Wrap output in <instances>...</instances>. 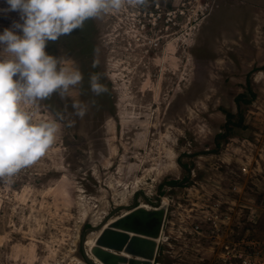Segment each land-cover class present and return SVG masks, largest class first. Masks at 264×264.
I'll return each mask as SVG.
<instances>
[{
  "label": "rangeland",
  "instance_id": "rangeland-1",
  "mask_svg": "<svg viewBox=\"0 0 264 264\" xmlns=\"http://www.w3.org/2000/svg\"><path fill=\"white\" fill-rule=\"evenodd\" d=\"M17 19L0 14V32ZM46 52L83 81L40 102L56 140L0 182V264H87L82 240L104 222L165 202L160 264H212L213 242L264 245V0H149Z\"/></svg>",
  "mask_w": 264,
  "mask_h": 264
},
{
  "label": "clouds",
  "instance_id": "clouds-1",
  "mask_svg": "<svg viewBox=\"0 0 264 264\" xmlns=\"http://www.w3.org/2000/svg\"><path fill=\"white\" fill-rule=\"evenodd\" d=\"M0 14L17 13L0 32V182L10 183L22 169L45 156L55 142L60 124L38 120L40 102L53 94L61 99L83 81L78 68L66 66L46 52V44L83 29L89 19H102L124 8H142L149 0H4ZM93 67H96L94 61ZM94 96L107 92L100 76H89ZM95 103V101H93ZM74 114L83 118L87 105L73 100ZM63 119V114H59Z\"/></svg>",
  "mask_w": 264,
  "mask_h": 264
},
{
  "label": "water",
  "instance_id": "water-1",
  "mask_svg": "<svg viewBox=\"0 0 264 264\" xmlns=\"http://www.w3.org/2000/svg\"><path fill=\"white\" fill-rule=\"evenodd\" d=\"M166 218L164 205L151 209L135 206L106 227V222L102 224L91 253L100 264H153ZM84 259L87 264H97L85 251Z\"/></svg>",
  "mask_w": 264,
  "mask_h": 264
},
{
  "label": "built area",
  "instance_id": "built-area-1",
  "mask_svg": "<svg viewBox=\"0 0 264 264\" xmlns=\"http://www.w3.org/2000/svg\"><path fill=\"white\" fill-rule=\"evenodd\" d=\"M264 203V202H263ZM212 249H218L212 264H264L261 258L264 245L257 241L213 242ZM158 254V253H157ZM153 264H160L156 260Z\"/></svg>",
  "mask_w": 264,
  "mask_h": 264
},
{
  "label": "bare ground",
  "instance_id": "bare-ground-1",
  "mask_svg": "<svg viewBox=\"0 0 264 264\" xmlns=\"http://www.w3.org/2000/svg\"><path fill=\"white\" fill-rule=\"evenodd\" d=\"M163 203H164V201H163ZM164 204H167L166 202L164 203ZM164 204H162V205H160V206H163ZM159 206V207H160ZM164 206H166V205H164ZM141 207H143V208H147V209H151V207L149 206V205H146V204H142V206ZM131 210V209H130ZM129 210H127V211H125V213L126 212H128ZM125 213H123V214H125ZM123 214H121V215H119V216H117V218L118 217H120V216H122ZM116 218V219H117ZM115 217H113V218H111V221H106V223L104 224L105 225V227H106V225H108V224H111L112 222H114L115 220ZM103 229V226L102 227H100V228H98V230L97 231H95V232H98V233H95L94 235H90L88 238H87V240H86V243H85V240H84V242L82 243L83 245H82V247L84 248V251H85V253H87V255H88V257L92 260V261H96L97 262V264H100L96 259H95V257L92 255V253H91V249L93 248V246H95L94 244H96V240H97V238H98V234H100V232H101V230ZM163 233V232H162ZM161 236H162V234H161ZM97 237V238H96ZM163 237V236H162ZM160 241H162V239H161V237H160V239L158 240V243H160ZM85 245L87 246V249L85 248ZM91 248V249H90ZM90 249V250H89ZM88 251V252H87ZM89 254H91V256L89 255ZM78 262L79 263H81V261L78 259Z\"/></svg>",
  "mask_w": 264,
  "mask_h": 264
}]
</instances>
